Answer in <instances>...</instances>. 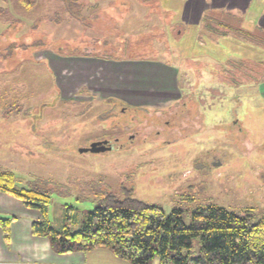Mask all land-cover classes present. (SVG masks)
Returning a JSON list of instances; mask_svg holds the SVG:
<instances>
[{"label": "rangeland", "instance_id": "374dc122", "mask_svg": "<svg viewBox=\"0 0 264 264\" xmlns=\"http://www.w3.org/2000/svg\"><path fill=\"white\" fill-rule=\"evenodd\" d=\"M31 1L25 9L0 0V170L18 188L50 197L39 221L60 231L69 215L78 232L106 196L123 199L124 190L166 214L182 211L186 227L207 206L252 223L264 216V62L237 58L241 48L221 39L228 31L220 21H212L213 35L188 29L182 0H158L155 17L145 15V0H125L124 8L114 0ZM95 40L103 56L175 67L177 102L129 109L93 92L65 94L53 66ZM100 141L113 148L79 153ZM87 253L88 264H128L107 249Z\"/></svg>", "mask_w": 264, "mask_h": 264}, {"label": "trees", "instance_id": "16d2710c", "mask_svg": "<svg viewBox=\"0 0 264 264\" xmlns=\"http://www.w3.org/2000/svg\"><path fill=\"white\" fill-rule=\"evenodd\" d=\"M30 1L19 0L25 9L31 7ZM70 5L68 9L75 12L77 5ZM204 27L212 32L209 22H204ZM217 27L252 39L250 34L227 26L218 24ZM218 28H212L213 33ZM96 42L98 46L103 43L92 41L86 53L73 56L110 58L99 54ZM0 193L20 200L41 217L51 203L44 192L18 188L15 176L4 170H0ZM15 219L0 218L5 242L9 241V227ZM66 221H70L69 215ZM68 222L58 231L48 222L36 221L32 224V234L46 238L56 254L87 253L103 248L128 264H151L156 259L159 264H264V216L252 223L245 215L207 206L196 210L192 224L186 227L182 211L166 214L162 208L134 198L131 190H124L123 199L106 196L102 205L87 214L80 231L72 232ZM194 240L199 241L195 249Z\"/></svg>", "mask_w": 264, "mask_h": 264}, {"label": "crops", "instance_id": "0c3cea01", "mask_svg": "<svg viewBox=\"0 0 264 264\" xmlns=\"http://www.w3.org/2000/svg\"><path fill=\"white\" fill-rule=\"evenodd\" d=\"M114 1L121 3V5L117 4L118 7H125V0ZM157 1H139L140 5L146 6L145 11L148 14L145 12V15L153 17L156 14L160 15ZM160 1L165 6V0ZM182 1L181 21L188 29L193 27L200 32L204 22L207 21L213 31L216 27L211 20H217L220 21L219 24L229 29L250 34L252 39L243 38L234 32L220 28L221 32L229 31L227 33L229 35L221 38L223 41L227 40L229 46L233 48L235 44L241 48L237 58H243L245 62L252 64L264 62V45L261 43L260 36L264 33V0ZM111 20L113 21L109 19L108 22L111 23ZM210 34L214 33L210 32ZM224 54L225 52L223 56ZM231 57L229 51L227 58L231 59ZM73 58L69 64L53 66L58 84L65 94L93 92L102 96L103 99L117 100L129 107L138 108H157L177 102L179 98L177 86L179 71L161 61L142 59L133 61L125 59V56L116 58L74 56ZM227 62L230 61L227 60ZM259 89L264 96V81L259 84ZM39 217L38 211L28 209L20 200L0 193V218H16L10 224L8 242L4 241L0 227V264H88V261L94 262L93 256L88 253L76 252L62 255L54 253L46 238L32 234V224L39 221Z\"/></svg>", "mask_w": 264, "mask_h": 264}, {"label": "water", "instance_id": "95a60500", "mask_svg": "<svg viewBox=\"0 0 264 264\" xmlns=\"http://www.w3.org/2000/svg\"><path fill=\"white\" fill-rule=\"evenodd\" d=\"M107 144L108 142L106 141L95 142L91 144L88 148L79 150V153L80 154H86V153L98 154V153H102V152L112 149V146H107Z\"/></svg>", "mask_w": 264, "mask_h": 264}, {"label": "flooded vegetation", "instance_id": "af4514ba", "mask_svg": "<svg viewBox=\"0 0 264 264\" xmlns=\"http://www.w3.org/2000/svg\"><path fill=\"white\" fill-rule=\"evenodd\" d=\"M111 144V142H109L108 144H107V146H112V145H110Z\"/></svg>", "mask_w": 264, "mask_h": 264}]
</instances>
